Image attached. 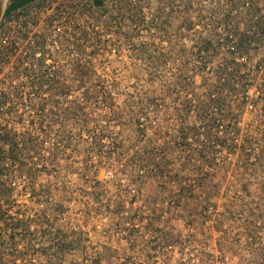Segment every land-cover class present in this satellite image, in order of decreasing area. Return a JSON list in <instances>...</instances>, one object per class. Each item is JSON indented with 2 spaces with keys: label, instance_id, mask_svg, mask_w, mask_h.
I'll use <instances>...</instances> for the list:
<instances>
[{
  "label": "rangeland",
  "instance_id": "1",
  "mask_svg": "<svg viewBox=\"0 0 264 264\" xmlns=\"http://www.w3.org/2000/svg\"><path fill=\"white\" fill-rule=\"evenodd\" d=\"M103 1L97 7L94 0H49L0 31V50L12 41L22 50L0 62V101L1 94L7 98L0 133L4 126L28 131L47 144L45 170L36 155L29 182L20 173L12 176V214H26L33 233L19 243L27 253L22 263L157 264L158 257V264H184L183 258L189 264H264V111L244 100L246 85L264 78L247 70L264 61L256 60V51L237 49L247 60L235 69L246 73L237 92H224V118L212 111L205 120L195 107L217 94L219 67L235 58L231 47L252 36L250 13L239 9L229 27H218L221 8L239 0H172V39L160 41L158 4L168 0ZM201 15L208 21L188 29ZM153 19L149 30L145 20ZM22 34L46 40L43 69L65 73V98L58 91L31 95L26 70L17 65L27 62L41 73V56L19 64L32 57L34 45ZM201 35L213 43L210 53L199 52ZM207 56L210 69L196 73L197 59ZM256 94L253 89V100ZM99 96L113 104L84 100ZM119 113L123 121L116 125ZM109 118L110 138L98 153L91 132ZM168 245L177 253L165 250Z\"/></svg>",
  "mask_w": 264,
  "mask_h": 264
},
{
  "label": "trees",
  "instance_id": "2",
  "mask_svg": "<svg viewBox=\"0 0 264 264\" xmlns=\"http://www.w3.org/2000/svg\"><path fill=\"white\" fill-rule=\"evenodd\" d=\"M45 1H49V0H45ZM94 4L97 7H102L104 5V1L94 0ZM158 5H160L158 6V39L160 41H165V39L171 41L173 34L171 33V28H170L172 25L169 23H170V18L172 17L171 14L172 13L171 10L173 8L172 0H168V2H165L162 5L161 4ZM247 7H250V9L252 10L251 1L248 0H239L232 2L230 1V4H228L227 9L221 8V14H223L222 18H218V20L219 19L220 20L219 21L215 20L214 22L217 23L218 27H221L222 25H228L229 27V24L232 22V17H233L232 15L235 12H237L239 9H246ZM251 10H248L250 14H251ZM211 13H213V15L212 14L211 15L212 17H214L217 12L212 10ZM23 15H25V13L24 12L18 13V9L13 5V7H11L6 13L5 19L3 23L0 25V31L6 22L11 23L15 21V19H19ZM206 21H208V18L201 15L197 24L195 22H189L187 27L188 29H190L192 26H199V25L203 26V24ZM145 23L149 30H151L153 27H155L154 25H156L155 19H153L152 21L145 20ZM218 31L219 30H217V33ZM228 33L229 34H226V37L228 38L227 40L229 41V39L233 38V34H231V31L229 29H228ZM199 37H201L202 40V45L198 47L199 52L210 53L213 47V43L211 42V40H207L206 37L202 38V35ZM235 37L238 36L235 35ZM246 38L247 39H239V41L237 42L238 49L240 50L249 49L251 45V38L250 37L249 38L246 37ZM21 39L23 40L24 43L26 41L28 43L34 42V45L31 46L33 48L31 49L30 52V55L32 57H27L24 60H21L19 64L21 66L22 65L24 66L27 60L29 59H31L30 61L34 60L35 55L39 53L41 57L38 59L36 58L38 63L37 66H39L40 71L41 70L43 71L44 70L43 67H45L44 63L46 56H49L50 54L49 51L47 50L46 40L44 41L42 38L37 37V42H35L32 40V38L29 37V34H22ZM20 45L21 44H17L16 41H12L10 46H7L6 48H1L0 62L4 60V57L5 58H8L10 56L13 57L14 54L21 52L22 50H20ZM77 49L82 50V47L80 46ZM140 54L142 55L141 51H138L136 53L137 56H139ZM210 60L212 61V58H209L208 56L204 58L202 57L198 58L197 66H195L196 67L195 72L199 74L207 70L208 66H210V64L212 63ZM226 64L227 65L224 67L223 65H220L218 75L216 76L217 78H220V81L216 84L215 87V92H217V94L216 95L211 94L208 101L204 102L203 104H198L195 106L196 108L200 106L199 108L202 109L201 111L203 113L202 117H204L203 119L205 120L210 119L214 111L216 112L215 113L216 115H219L220 117L224 118L223 109H222L224 106H226V102L223 98L224 92L225 91H230L231 93L237 92L236 87L239 84V78L244 77L242 76L239 70L235 69L236 66L239 65L235 59L231 60ZM27 66L29 67V64L26 62L25 68L22 67L19 68L20 66L17 65V69L26 70V71L24 70L26 72L24 73L25 76L28 77V79H30L29 83L31 85L34 86L35 84H37V82L42 83L45 78L44 76L45 74L31 71L30 69L32 68V66H30L29 68H27ZM158 68L160 69L159 66ZM231 70H233V72ZM224 71H226V73H224ZM24 73L22 75H24ZM223 76L227 77V80H224ZM99 79L101 78L99 77ZM101 86H103L102 81L98 82L96 80V87H101ZM33 93L35 92H32L31 95H33ZM18 95H20V98H22V92H19ZM1 97H3L4 99L3 102L0 101V112L3 114V113H7V110L5 112V106H4L5 103H7L6 102L7 98L3 94H1ZM84 100L87 103H89V101L95 102L97 106H99V104L101 106V104L102 105L113 104L114 99L107 97L104 98L99 96L96 97L95 100L92 97L86 98ZM81 109L83 110L84 108L81 107ZM188 109H191V106H188ZM41 112H44L43 107ZM146 116H147L146 114L142 116V118H140L141 117L140 116L138 118V122H140L143 119L145 120ZM122 121H123V116L121 113L116 114L114 116L113 123H115L116 125H119L120 123H122ZM215 121L217 123L219 122V120L218 121L215 120ZM111 122L112 121L109 118L108 120L105 119L102 120L101 122L94 123L95 124L94 129L91 132L92 134L91 136L93 137L92 139H94V142L92 144H94V147H96L98 153L103 152L104 143L110 138L109 133L111 134L110 129L112 127ZM85 123L87 125L89 124L87 121ZM101 123H104V125H102ZM33 124L31 125V128L37 127V125L35 124L33 125ZM41 126H42V130H44L43 124H41ZM1 130L2 132L0 133V223L2 225V229H1L2 232H0V246H1L0 264H23L22 260L25 259L27 253L26 251L19 250V243L25 240L27 234L32 235L33 233L31 232L30 219L26 214H17L18 216L12 214L13 206H12V200L10 198V196L14 193L13 192L14 190L11 187L13 185L12 176H15V172L20 173L19 175H24L23 177H25L26 180L29 182V179L33 178L32 177L34 173L33 170H36L35 168H33L34 165H36V163L34 162V157L37 158L36 155H38V160L41 162V163H37L38 165L37 167H40L45 170L48 165V162L46 161V157H44L43 153L47 150L46 147L47 144L44 142L43 137L42 138L34 137L32 136V133H29L28 131L27 133H22V134L15 133L10 131L6 126L2 127ZM62 136L64 137V135ZM58 144L64 145L63 140H61ZM115 150L116 149L113 148V150L111 151V155H114L116 153ZM133 166L137 167L136 163H134ZM16 213H20V212L17 211ZM23 226L27 230L22 229ZM66 243H67L66 247L71 248L72 247L71 245H73L74 241H70V242L67 241ZM53 246H55V243L50 244V246L46 250H52ZM60 251H63L62 248Z\"/></svg>",
  "mask_w": 264,
  "mask_h": 264
},
{
  "label": "built area",
  "instance_id": "3",
  "mask_svg": "<svg viewBox=\"0 0 264 264\" xmlns=\"http://www.w3.org/2000/svg\"><path fill=\"white\" fill-rule=\"evenodd\" d=\"M256 3H254L252 0V10L250 7H247V10H251L250 14V23H249V28L248 32L252 35L250 36L251 38V45L249 49L250 51H256V60L259 61H264V0H254ZM224 42V39H221V43ZM18 44V43H17ZM237 46H232L231 51L232 54L235 56V60L238 63H242V61H246L247 58L245 56H240V53L237 52L236 48ZM234 51V52H233ZM249 51V52H250ZM208 69L209 66H208ZM249 75H255L256 73L258 74H264V63L263 65H255L252 67V69L247 70ZM245 71H241L242 75H245ZM261 82L257 81V84H252V85H246V91H244L245 98L246 100V107L250 108H256V106H262L261 110L264 111V78H261ZM238 87V86H237ZM255 87V88H252ZM253 89L257 90V94L253 100V96L251 95ZM109 175L112 176V172L108 173ZM133 193H135V190H132ZM160 248H155L154 251H158ZM165 250H170L173 253H177V247L174 245H168L165 247ZM156 253V252H155ZM175 259H179V254L174 256ZM157 259V264H158V257ZM184 264H189L188 260L186 258L182 259Z\"/></svg>",
  "mask_w": 264,
  "mask_h": 264
},
{
  "label": "flooded vegetation",
  "instance_id": "4",
  "mask_svg": "<svg viewBox=\"0 0 264 264\" xmlns=\"http://www.w3.org/2000/svg\"><path fill=\"white\" fill-rule=\"evenodd\" d=\"M45 0H18L13 5L18 9L19 12H32V9H34L35 6L43 7L45 4ZM13 5L11 7H13ZM10 7V8H11ZM80 70H78L79 72ZM41 73H44L45 78L42 83L37 82L34 86L31 85L30 88L32 91L41 92L46 91L49 92H60V95H63L64 98L66 96L67 86L65 85V73L62 71L56 72L52 69H44ZM79 75H81V71L79 72ZM59 81L57 84L56 82ZM51 82L53 85H51Z\"/></svg>",
  "mask_w": 264,
  "mask_h": 264
},
{
  "label": "water",
  "instance_id": "5",
  "mask_svg": "<svg viewBox=\"0 0 264 264\" xmlns=\"http://www.w3.org/2000/svg\"><path fill=\"white\" fill-rule=\"evenodd\" d=\"M18 0H0V25L3 23L6 13Z\"/></svg>",
  "mask_w": 264,
  "mask_h": 264
}]
</instances>
